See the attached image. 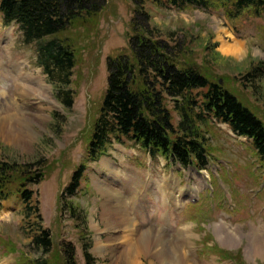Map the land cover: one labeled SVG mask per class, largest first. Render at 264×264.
I'll use <instances>...</instances> for the list:
<instances>
[{
  "label": "rangeland",
  "instance_id": "1",
  "mask_svg": "<svg viewBox=\"0 0 264 264\" xmlns=\"http://www.w3.org/2000/svg\"><path fill=\"white\" fill-rule=\"evenodd\" d=\"M145 8L149 27L167 43L171 39L168 44L176 46L182 63L210 73L264 122V77L253 90L245 81L264 63V16L246 13L234 20L222 10L195 6L166 9L147 3ZM134 10L131 0H103L95 27L65 33L76 53L65 88L73 92L71 109L58 98L61 83L38 67L36 47H25L17 28L5 27L0 15V162H41L45 178L32 190L53 241V262L63 259L68 244L77 264H86L85 246L94 264H127L131 246L136 252L131 264H264V168L252 143L227 126L212 122L204 128L210 155L204 171L151 160L130 145L113 144L99 161L89 160L108 87L107 61L128 53ZM234 46L239 55L226 50ZM32 78L45 82V93L32 91ZM169 109L177 126L180 116L173 105ZM81 165L87 170L79 191L67 196ZM110 167L118 170L121 184L109 178ZM108 185L125 196L130 226L107 210ZM164 190L173 197L182 193L188 201L182 208L173 205ZM22 210L12 203L0 211V264L41 257L32 246L37 233L26 229Z\"/></svg>",
  "mask_w": 264,
  "mask_h": 264
},
{
  "label": "trees",
  "instance_id": "2",
  "mask_svg": "<svg viewBox=\"0 0 264 264\" xmlns=\"http://www.w3.org/2000/svg\"><path fill=\"white\" fill-rule=\"evenodd\" d=\"M134 18L133 36L128 53L108 59V87L93 139L90 160L95 161L113 141L139 146L151 154L172 160L188 168L199 170L209 164L207 140L202 127L208 119L229 124L239 136L253 140L264 167V122L237 96L220 82L211 81L210 73L199 66L182 63L176 46L168 44L164 36L149 27L150 15L145 4L158 8L195 5L225 10L229 18L237 20L248 13L264 16V0H131ZM103 9V0H0V13L6 26L15 24L24 46L37 48L38 64L54 83H61L58 98L66 109L73 107L70 78L76 65L75 48L65 33L70 29L96 26ZM63 36L64 38H60ZM181 50V46H180ZM264 77V63L245 76L249 89H254ZM68 86V90L65 88ZM196 92V94H195ZM169 105L180 116L174 125ZM41 162L29 165L0 162V208L3 202L17 199L23 206L22 217L26 229L37 233L33 247L41 257L27 264H60L48 257L53 251L50 232L43 227L39 204L35 201L38 187L45 178ZM85 166L74 174L66 192L76 194ZM61 264H77L75 249L63 246ZM86 264L95 260L85 246Z\"/></svg>",
  "mask_w": 264,
  "mask_h": 264
},
{
  "label": "bare ground",
  "instance_id": "3",
  "mask_svg": "<svg viewBox=\"0 0 264 264\" xmlns=\"http://www.w3.org/2000/svg\"><path fill=\"white\" fill-rule=\"evenodd\" d=\"M226 50L233 51V53L237 54V55H239L241 53L239 48H235V46H234V48L233 47H229ZM32 83L35 85V88L32 87V91L34 90L36 93H45L44 91L47 90V88H44L45 82H43L42 79L41 80L40 79L34 80L32 78ZM40 89H41V91H40ZM112 169H114V167H110V169L108 171L112 175L111 177L109 176V178L112 179L115 182H118V184H121L122 183V182H120L121 180H119L117 178L119 176L118 170L114 171ZM115 186L114 185L113 186L112 185H108L104 189V193L108 194L109 197H111V200L106 202V203H109L110 206L106 205V208H108L107 210H109L112 214L119 215V219H121L122 224H124V226L128 227L132 223V220L130 222V217H129L130 216V214H129L130 208L128 206L127 200L124 198L125 196H123L121 193H119L115 189ZM171 192L174 193L173 191H169V192L165 191L164 194L167 195V200H170L171 203H173V205H179V206L181 205L180 207H182V205H184L188 201V198H187V200L183 199L182 193L178 194V195L175 194V197H173ZM167 202L170 203L169 201H167ZM115 221H116V219H114L113 222H115ZM124 226H121V228L124 227ZM187 229H188L187 227H184L183 229H181L180 235H181V233H184ZM146 244H148V243H145L143 245L147 246ZM223 245L229 247L228 241H224ZM134 253H136L134 251V246H131L130 249L128 250V254H126V259H127L126 263L127 264H129V263L131 264L133 262V259L136 258V255H134Z\"/></svg>",
  "mask_w": 264,
  "mask_h": 264
}]
</instances>
